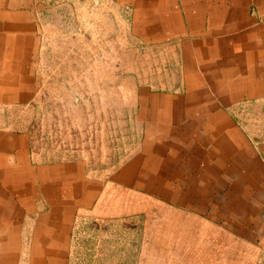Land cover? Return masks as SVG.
<instances>
[{
    "label": "crops",
    "instance_id": "0c3cea01",
    "mask_svg": "<svg viewBox=\"0 0 264 264\" xmlns=\"http://www.w3.org/2000/svg\"><path fill=\"white\" fill-rule=\"evenodd\" d=\"M108 1L140 46L176 53L179 73L136 91L142 138L110 183L160 208L178 255L215 239L223 255L232 240L264 253V126L239 112L264 110V0ZM43 15L41 0H0L2 107L35 95ZM107 187L84 161L43 162L28 132L0 128V264H69L76 216Z\"/></svg>",
    "mask_w": 264,
    "mask_h": 264
},
{
    "label": "rangeland",
    "instance_id": "374dc122",
    "mask_svg": "<svg viewBox=\"0 0 264 264\" xmlns=\"http://www.w3.org/2000/svg\"><path fill=\"white\" fill-rule=\"evenodd\" d=\"M41 4L36 92L27 103L0 106V128L28 132L41 161L82 160L107 184L98 206L76 216L69 264H264V253L239 240L225 245L226 255L222 239L200 257L178 255L175 239L160 229V208L148 206L147 195L110 183L142 138L136 91L174 85L176 53L140 46L129 34L127 14L108 0ZM239 112L255 128L264 126V110Z\"/></svg>",
    "mask_w": 264,
    "mask_h": 264
}]
</instances>
